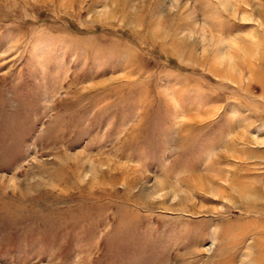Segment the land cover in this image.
<instances>
[{"label": "rangeland", "instance_id": "rangeland-1", "mask_svg": "<svg viewBox=\"0 0 264 264\" xmlns=\"http://www.w3.org/2000/svg\"><path fill=\"white\" fill-rule=\"evenodd\" d=\"M0 264H264V0H0Z\"/></svg>", "mask_w": 264, "mask_h": 264}]
</instances>
